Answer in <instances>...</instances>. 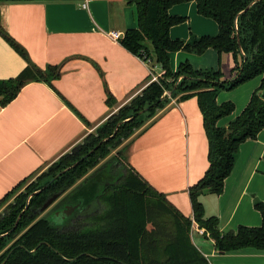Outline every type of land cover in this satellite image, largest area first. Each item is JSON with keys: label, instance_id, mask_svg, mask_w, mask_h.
<instances>
[{"label": "trees", "instance_id": "1", "mask_svg": "<svg viewBox=\"0 0 264 264\" xmlns=\"http://www.w3.org/2000/svg\"><path fill=\"white\" fill-rule=\"evenodd\" d=\"M128 1L136 5L138 26L125 30L120 42L144 61L154 58L163 73L110 114L94 133H87L73 152L53 161L40 177L48 180L31 183L15 196L0 217V264H210L191 241L190 218L135 171L123 147L88 173L166 106L169 100L164 92L168 90L177 100L196 96L208 141V167L188 188L192 218L221 254L247 247L264 250V201L254 204L261 215L259 226L241 225L224 233L215 216L205 217L199 200L203 192L222 193L240 144L264 129V100L260 97L264 88V0H195L197 13L212 18L218 31L188 42L168 35L171 25L185 20L169 15L168 9L188 0ZM0 35L27 61L15 77L0 79L1 106L13 100L28 82L41 80L51 85V80L60 75L61 65L41 69L33 64L25 49L1 25ZM208 48L232 56L234 75L230 80L222 79L220 69H196L190 62L180 63L176 71L170 69L171 51L203 54ZM259 76V87L242 111L226 126L219 125V119L233 113L235 104H218V93ZM105 101L109 106L115 103L108 90ZM64 190L67 193L49 214L39 216L38 208L52 194ZM69 202L79 206L62 224L51 221L52 211ZM161 213L167 216L173 232L165 234V226L158 224Z\"/></svg>", "mask_w": 264, "mask_h": 264}, {"label": "crops", "instance_id": "2", "mask_svg": "<svg viewBox=\"0 0 264 264\" xmlns=\"http://www.w3.org/2000/svg\"><path fill=\"white\" fill-rule=\"evenodd\" d=\"M168 14L185 18L170 26L171 38L188 42L218 31L212 18L197 13L195 0L172 5ZM0 25L37 67L61 65L51 85L28 82L13 100L0 105L1 200L22 180L80 144L163 70L154 58L144 61L120 39L109 36L110 32L122 36L138 26L136 5L128 0H0ZM225 55L230 54L219 55L212 48L203 54L171 51L169 66L176 71L180 63L190 62L196 69H213ZM26 65L0 35V79L15 77ZM259 78L238 87L235 110L219 119V125L226 126L242 111L259 87ZM107 90L115 99L110 106L105 101ZM122 146L135 171L191 220L188 188L204 175L209 163L196 96L172 99ZM235 156L222 193L199 195L205 217L215 216L224 233L261 223L254 204L264 201V129L244 140ZM191 241L210 264H264V250L247 247L221 254L209 237L194 233Z\"/></svg>", "mask_w": 264, "mask_h": 264}, {"label": "rangeland", "instance_id": "3", "mask_svg": "<svg viewBox=\"0 0 264 264\" xmlns=\"http://www.w3.org/2000/svg\"><path fill=\"white\" fill-rule=\"evenodd\" d=\"M229 57V58H228ZM223 59H221V62L219 63V66L217 68H213V69H220L221 72H222V79H227V80H230L234 73L231 71V66H232V61H231V58H230V55H225L222 57ZM256 78V77H255ZM157 79V78H156ZM261 80V76L259 78ZM251 80H254V79H250ZM249 80L246 82H250ZM238 87L237 88H234V89H224V90H221L217 97H216V101H219L217 102L218 104H221V103H224V101H231L232 103L235 104V107L237 105V98L239 97V91H238ZM166 96L168 97V103L170 101H172V99H177V96H173L171 95V92L168 90L166 91ZM235 98V99H232V98ZM159 111V110H158ZM157 113V112H156ZM152 119V118H151ZM151 119H148L146 120V123L149 122ZM96 129V128H95ZM95 129H93L91 132H95ZM83 141V140H82ZM81 141L80 144H82L83 142ZM124 142V139L122 140V142L120 143V145L115 148L114 150H111L110 153L108 154V156H106L105 158H103V160H100L98 165L92 169H90L88 171V173L92 172L93 170H95L96 168H98L99 166L103 165V163L108 160L107 158H109L110 156L114 155L117 153L118 150H121V148L123 147L122 146V143ZM78 147V146H75L72 150L69 151V153L73 152L74 149ZM52 164V163H51ZM50 164V165H51ZM50 165H47L46 167L38 170L37 172H35L34 174H32L31 176H29L28 178H26V180H24L20 185L19 187L15 190L7 197L5 198L4 201H2L0 203V217L6 212L7 210V207L10 203H12L14 201V198L17 194H19L20 192H24L26 191V188L31 184H41L42 181H46L48 180L47 177H44V178H40L44 173L47 172L48 168ZM82 180V179H81ZM81 180H78L77 182H80ZM70 189V188H69ZM68 191V190H67ZM29 196L27 197L26 201L28 200ZM53 206V204H52ZM51 206V207H52ZM51 207L49 209H46V211L42 212L41 214H39V216H42L44 214H47L48 211L51 209ZM65 219L63 220H59V219H56V218H52V221L55 222V223H63ZM152 223H150L151 225ZM158 224H161V225H164L165 228H163V231L165 234L167 233H170V232H173V227H172V224L169 222V220L167 219V216H165V214H162L161 213V217L159 218L158 220Z\"/></svg>", "mask_w": 264, "mask_h": 264}, {"label": "water", "instance_id": "4", "mask_svg": "<svg viewBox=\"0 0 264 264\" xmlns=\"http://www.w3.org/2000/svg\"><path fill=\"white\" fill-rule=\"evenodd\" d=\"M166 96V95H165ZM260 97L264 100V88L261 89L260 91ZM60 196V193H54L52 194V197H50L49 199H47L43 205L39 208V213H42L44 210H46L47 208H49L52 203ZM78 204L76 205H70V206H66L64 209L60 210V211H55L54 214L52 215L51 218H56V219H59V220H63L65 218H67L68 216H70V214L72 213L71 211L77 207ZM40 243L37 244V246L39 245ZM36 246V247H37ZM36 247L33 249L35 250ZM82 254H79L78 256H80ZM76 257H73L71 259H75ZM7 258L4 259V261L6 260ZM71 259H68V260H71ZM3 261V262H4ZM2 262V263H3Z\"/></svg>", "mask_w": 264, "mask_h": 264}, {"label": "built area", "instance_id": "5", "mask_svg": "<svg viewBox=\"0 0 264 264\" xmlns=\"http://www.w3.org/2000/svg\"><path fill=\"white\" fill-rule=\"evenodd\" d=\"M109 36L112 37L115 40H118L121 37L120 33H116V32H110ZM157 77H154V79H156ZM166 91L164 92V95ZM191 230H190V236H193L194 233H197L199 235H205V229L198 226V224L194 221V219H191Z\"/></svg>", "mask_w": 264, "mask_h": 264}, {"label": "flooded vegetation", "instance_id": "6", "mask_svg": "<svg viewBox=\"0 0 264 264\" xmlns=\"http://www.w3.org/2000/svg\"><path fill=\"white\" fill-rule=\"evenodd\" d=\"M57 193H60V196H59V197H58V198L52 203L53 206H52V205H51L52 207L50 206L51 209L54 207V205H55L59 200H61V199L65 196V194L67 193V190H64V191H62V192H57ZM51 197H52V196H51ZM48 199H49V198H48ZM76 204H78V206H79V203H71V202H69V203H67V204H63L62 206H59V207H57L56 209H54V210L52 211V214L49 215V217H52V215L54 214L55 211H60V210L64 209L66 206L76 205ZM42 205H43V204H42ZM78 206H77V207H78ZM40 207H41V206H40ZM40 207H39V208H40ZM50 207H49V208H50ZM77 207H75L71 212L73 213L74 210H75ZM39 208H38V212H39ZM49 208H47V209H49ZM51 209H50V210H51ZM50 210L48 211L47 214H49ZM44 211H46V210H44ZM44 211H43V212H44ZM72 213H71V214H72ZM39 214H41V213H39ZM71 214H70V215H71ZM44 215H46V214H44ZM44 215H43V216H44ZM68 217H69V216H68ZM68 217H67V218H68ZM65 219H66V218H65ZM51 221H52V218H51ZM58 224H61V223H58Z\"/></svg>", "mask_w": 264, "mask_h": 264}]
</instances>
